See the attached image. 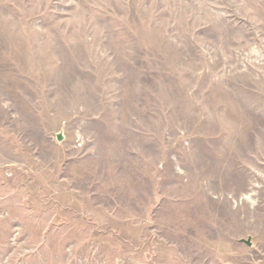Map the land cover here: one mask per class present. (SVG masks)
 <instances>
[{
    "label": "rangeland",
    "instance_id": "obj_1",
    "mask_svg": "<svg viewBox=\"0 0 264 264\" xmlns=\"http://www.w3.org/2000/svg\"><path fill=\"white\" fill-rule=\"evenodd\" d=\"M0 264H264V0H0Z\"/></svg>",
    "mask_w": 264,
    "mask_h": 264
}]
</instances>
